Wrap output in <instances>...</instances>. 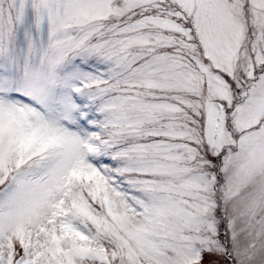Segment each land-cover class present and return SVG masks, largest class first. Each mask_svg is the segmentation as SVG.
Wrapping results in <instances>:
<instances>
[{"label": "snow or ice", "instance_id": "1", "mask_svg": "<svg viewBox=\"0 0 264 264\" xmlns=\"http://www.w3.org/2000/svg\"><path fill=\"white\" fill-rule=\"evenodd\" d=\"M0 264H264V0H0Z\"/></svg>", "mask_w": 264, "mask_h": 264}]
</instances>
